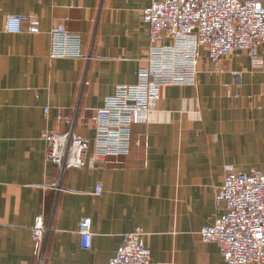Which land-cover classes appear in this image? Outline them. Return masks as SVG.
Here are the masks:
<instances>
[{
	"label": "crops",
	"instance_id": "0c3cea01",
	"mask_svg": "<svg viewBox=\"0 0 264 264\" xmlns=\"http://www.w3.org/2000/svg\"><path fill=\"white\" fill-rule=\"evenodd\" d=\"M153 1L0 0V264H37L39 247L43 264H109L134 231L155 264H223L199 231L224 213L214 199L226 167L264 175V45L259 65L235 52L217 70L200 50L196 85L161 90L156 109L166 112L131 128L127 156H90L97 109L136 82ZM8 15L21 18V33L4 32ZM58 25L81 37V57L50 56ZM69 128L88 149L59 178L44 159L46 137ZM38 216L49 228L40 246L31 237Z\"/></svg>",
	"mask_w": 264,
	"mask_h": 264
},
{
	"label": "built area",
	"instance_id": "2783aa9c",
	"mask_svg": "<svg viewBox=\"0 0 264 264\" xmlns=\"http://www.w3.org/2000/svg\"><path fill=\"white\" fill-rule=\"evenodd\" d=\"M148 29L144 57L139 60L136 82L118 85L96 111V127L90 156L97 160L107 156H127L131 128L147 122L159 110L157 101L167 87L195 86L200 50L214 70L232 53L243 52L254 65L262 61L257 49L264 45V7L261 0H154L143 15ZM8 34L22 32V20L15 15L4 19ZM28 32L36 27L29 26ZM50 56L81 57V37L70 34L63 25L50 31ZM47 113V110H45ZM88 144L72 128L63 135H48L44 159L65 171L81 167ZM97 185L94 195L100 196ZM214 203L224 213L212 226L199 231L203 243H215L223 264H264V175L234 172L226 167ZM49 228L42 216L35 218L31 237L40 246ZM80 246L91 247V224L81 219L77 229ZM140 231L125 233L109 264H155L142 245ZM37 264H43V249L38 248Z\"/></svg>",
	"mask_w": 264,
	"mask_h": 264
}]
</instances>
